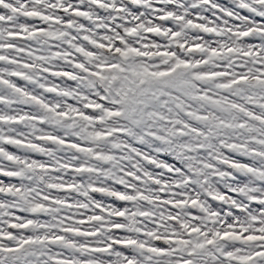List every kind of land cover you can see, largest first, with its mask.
<instances>
[{
	"label": "rangeland",
	"instance_id": "obj_1",
	"mask_svg": "<svg viewBox=\"0 0 264 264\" xmlns=\"http://www.w3.org/2000/svg\"><path fill=\"white\" fill-rule=\"evenodd\" d=\"M0 264H264V0H0Z\"/></svg>",
	"mask_w": 264,
	"mask_h": 264
}]
</instances>
